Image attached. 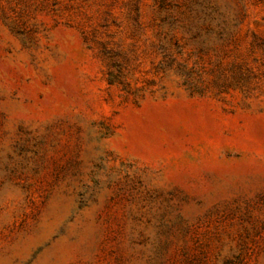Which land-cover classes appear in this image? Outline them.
<instances>
[{
	"label": "rangeland",
	"instance_id": "rangeland-1",
	"mask_svg": "<svg viewBox=\"0 0 264 264\" xmlns=\"http://www.w3.org/2000/svg\"><path fill=\"white\" fill-rule=\"evenodd\" d=\"M0 264H264V0H0Z\"/></svg>",
	"mask_w": 264,
	"mask_h": 264
}]
</instances>
